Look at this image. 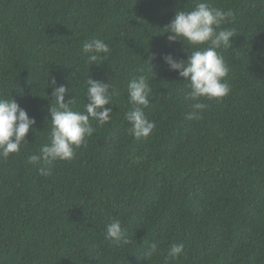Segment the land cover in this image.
<instances>
[{"label": "trees", "instance_id": "trees-1", "mask_svg": "<svg viewBox=\"0 0 264 264\" xmlns=\"http://www.w3.org/2000/svg\"><path fill=\"white\" fill-rule=\"evenodd\" d=\"M195 2L0 0V96L36 122L19 153L0 157V264H264V0H209L234 13L221 25L231 47L218 49L231 90L202 97L206 109L189 120L185 80L162 57L190 53L163 28ZM91 39L109 45L106 61H87ZM145 73L155 128L136 139L126 86ZM88 75L119 91L111 119L42 176L27 158L48 142V79L84 111ZM114 219L130 243L106 238ZM151 243L159 251L146 257ZM174 243L184 245L176 259Z\"/></svg>", "mask_w": 264, "mask_h": 264}, {"label": "clouds", "instance_id": "clouds-1", "mask_svg": "<svg viewBox=\"0 0 264 264\" xmlns=\"http://www.w3.org/2000/svg\"><path fill=\"white\" fill-rule=\"evenodd\" d=\"M233 17L231 9L225 11L213 7L209 0H196L191 10H177L173 19L163 28V33H170L167 37L169 42L183 41L190 53L187 59H176L171 54L162 57L169 70L177 72L185 80L187 91L184 99L191 108L186 113L189 120L199 119L201 112L206 109L207 104L200 102L202 97L219 100L231 90L225 81L229 68L218 49L231 47L230 38L235 36L234 32L221 25L230 23ZM189 46L192 50H189ZM82 51L92 65L97 61H106L110 48L102 39H91L83 43ZM56 83L55 78H51L50 84L48 79V87H52L51 96L55 101V106L50 105L48 109L51 120L48 142L41 146L39 154L27 158L29 164L40 165L39 174L45 177L52 175L54 162L72 159L75 149L84 145L97 127L110 121L112 108L105 106L112 105L113 97L120 95L109 82L93 80L88 75L87 103L84 111H77L73 110L76 103L74 97L65 102V94L69 89L63 85L57 87ZM126 90L131 105L124 117L131 125L129 134L136 139H147L155 128V123L148 120L144 113V108L150 104L152 92L150 76L145 73L133 77ZM90 119L96 122V127H93ZM35 123V119L30 118L12 96H0V157L7 158L10 154L19 153L21 144L28 143L25 138L29 130L34 129ZM105 236L117 244L130 243L119 219L106 225ZM183 250L182 243L171 244L167 256L176 259ZM158 251L157 243H151L145 256H152Z\"/></svg>", "mask_w": 264, "mask_h": 264}]
</instances>
